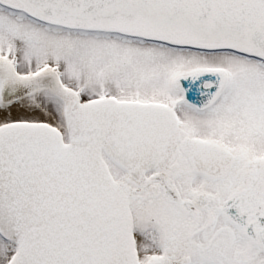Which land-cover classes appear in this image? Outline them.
Here are the masks:
<instances>
[{
    "label": "snow or ice",
    "instance_id": "obj_1",
    "mask_svg": "<svg viewBox=\"0 0 264 264\" xmlns=\"http://www.w3.org/2000/svg\"><path fill=\"white\" fill-rule=\"evenodd\" d=\"M0 264H264V0H0Z\"/></svg>",
    "mask_w": 264,
    "mask_h": 264
}]
</instances>
